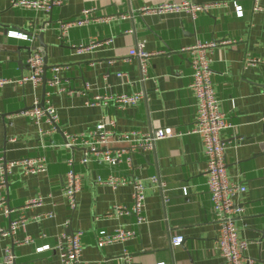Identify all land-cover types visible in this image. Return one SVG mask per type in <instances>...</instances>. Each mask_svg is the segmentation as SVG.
Returning <instances> with one entry per match:
<instances>
[{"label":"crops","instance_id":"obj_1","mask_svg":"<svg viewBox=\"0 0 264 264\" xmlns=\"http://www.w3.org/2000/svg\"><path fill=\"white\" fill-rule=\"evenodd\" d=\"M174 1L179 0H67L52 11H42L0 0V78L9 80L0 88V165L28 157H43L47 162L45 172L25 173L15 166L0 186V228L9 230L13 219H26L25 227L17 233L0 234V264L6 247L13 248L16 264H61L56 251L38 253L36 248L53 246L60 234L77 231L83 232L81 264H124L120 256L126 251L137 264H224L217 242L220 225L207 186V160L199 135L161 139L153 149L133 154L131 164L122 161L115 166L95 160L84 164L83 149L64 145V132L86 134L102 120L113 122L108 127L119 132H147L166 126L190 129L196 116V96L190 88V56L184 49L198 40L222 39L236 41L217 47L210 57L216 96L234 125L223 134L228 176L246 187L239 196L245 215L238 222V236L249 242L244 255L253 259V264H264V0H260L259 11L253 9L254 0H194L220 4L199 13L195 20L187 12L140 11ZM235 3L243 7L242 17L237 16ZM94 7L97 18L127 17L75 26L62 41L59 22L75 20L85 8ZM8 29L34 34L32 45L36 48L42 46L39 36L43 34L47 78L57 75L60 80L54 89L46 83L45 90L53 91L57 131L51 130L47 121L38 125L23 114L36 100L42 103L44 85L20 82L30 73L26 60L33 47L9 38ZM92 41L99 45L89 52H75L73 45ZM141 41L147 51L160 52L150 58L146 79L139 59L130 55ZM122 72L124 78L118 76ZM135 92L144 94L135 104L89 103L96 95ZM120 145L125 144L113 142V146ZM70 158L80 176L75 211L70 210L64 193ZM111 175L142 179L148 222L136 227L134 237L100 248V230L133 228V218L105 216L114 204L132 203V185L114 188L98 181ZM152 176L164 187L154 183ZM38 197L43 199L40 206L26 207L28 200ZM6 208L14 209L11 216L5 214ZM174 235L184 236L182 245H172ZM26 236L34 242L16 243Z\"/></svg>","mask_w":264,"mask_h":264},{"label":"built area","instance_id":"obj_2","mask_svg":"<svg viewBox=\"0 0 264 264\" xmlns=\"http://www.w3.org/2000/svg\"><path fill=\"white\" fill-rule=\"evenodd\" d=\"M67 0H12V5L18 8L36 9L42 11H52L55 7L62 6ZM226 5V4H224ZM235 5L236 14L239 17L244 15L243 7L237 3ZM227 6V5H226ZM215 7H220V4H200L194 0H179L174 2H167L158 7H144L141 12L164 14L168 12H187L195 20L197 15L201 12H209ZM254 11L262 10L260 0H254ZM96 8H85L82 15L69 21H60L58 24L59 35L61 40H66L69 31L75 26H82L92 20L109 21L111 19L119 20L127 16H108L97 18L95 16ZM6 35L9 38L26 41L33 47L35 39L34 34H28L21 30L8 29ZM235 40L222 39L219 41H201L198 40L196 44L188 46L184 50L189 53V61L193 70L190 88L196 96V116L193 125L186 131L178 130L172 126L160 127L151 131L129 130L126 132H119L114 128H109L108 124L113 125V122L102 120L97 123L86 134H68L64 132L66 148L83 149V157L81 162L87 164L91 160L99 161L100 163H109L112 166L126 161L129 164L132 162V156L141 150L153 149L156 142L169 137H183L185 135L197 134L202 138L204 144V151L207 160V167L205 174L207 177V186L210 198L213 204V209L217 213L220 231L218 236V247L223 258L224 264H253L254 260L244 255V251L248 248L249 242L241 239L238 236V222L242 221L245 215V207L239 201V196L246 190L243 184L232 182L229 179L226 162L227 144L223 139V134L226 130L234 127L230 122L226 112L221 107V101L216 96L212 79V59L210 55L219 46L229 45L235 43ZM98 41H92L89 44L73 45L75 52L81 54L89 52L98 46ZM2 43L0 42V51ZM160 52H149L146 50L145 42H138V44L130 50L131 56H136L139 59L141 72L143 78L149 76L150 58ZM26 66L29 69V75L22 76L21 83L28 81L35 86L43 82L44 74V55L40 49L33 47L30 49V54L26 60ZM58 69V68H56ZM120 78H124V72L119 73ZM49 88L54 89L59 85V77L53 76L47 80ZM9 80L0 78V88H2ZM53 91H46L43 105L36 100L33 106L23 112L26 116L33 119L38 125H41L43 120L51 125V130L57 131L58 114L55 106L51 101ZM142 92H135L133 94H117V95H96L89 103L91 105L107 104L110 101L119 103L120 106L128 104H135L143 98ZM109 122V123H108ZM42 137L46 134L40 128ZM120 142L125 145L113 146V142ZM69 171L67 173V180L64 184V193L68 201L71 211H75L78 201L77 194L80 191V176L74 167V160L70 158L67 161ZM15 166H21L25 173L45 172L47 170L46 159L41 157H28L17 161L3 162L0 165V186L6 183L9 173ZM151 180L160 188L164 184L160 182L157 176H152ZM100 183H108L116 188L118 185L130 184L133 187L132 203L130 205L114 204L106 217H127L133 218L132 226L129 230L118 227L113 232L107 230H100L98 232V246L103 248L115 242H123L129 238L137 235L136 227L148 222L146 216V192L145 185L142 179L137 175L132 177H120L111 175L108 178L100 177ZM184 193L188 191L185 188ZM42 197L28 200L26 207L33 205H41ZM14 212L12 208H6L5 214L11 216ZM51 214H48V217ZM26 225V219L20 216L13 219L10 223L9 230L0 228V234L17 233ZM42 236H46L45 233ZM82 231L73 233L64 232L60 234L55 244H44L36 248V252H44L46 250H54L59 255L61 264H81V257L83 252ZM172 245L180 246L184 242V236L174 235L172 237ZM34 240L30 236H26L22 241H16L17 244L33 243ZM124 264H137L131 252H125L120 256ZM17 256L12 247H6L4 250L3 264H16ZM157 264H165L159 262Z\"/></svg>","mask_w":264,"mask_h":264},{"label":"water","instance_id":"obj_3","mask_svg":"<svg viewBox=\"0 0 264 264\" xmlns=\"http://www.w3.org/2000/svg\"><path fill=\"white\" fill-rule=\"evenodd\" d=\"M39 38L41 40V45L42 46H40L38 49H40V51L44 55V61H45V67H44L45 71H44V74H43V85H44V87H43V92H44L43 93V101H44V97H45V93H46L45 92V90H46V83H47V80H48L47 75H46V72H47V69H48L49 66H48V59H47V46L43 42V34L42 33L40 34ZM43 101H42L41 105H43Z\"/></svg>","mask_w":264,"mask_h":264}]
</instances>
